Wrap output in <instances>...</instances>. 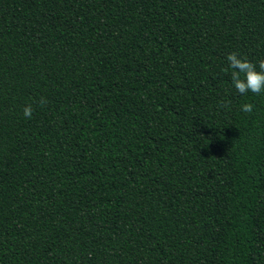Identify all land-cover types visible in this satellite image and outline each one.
Instances as JSON below:
<instances>
[{"label": "trees", "instance_id": "1", "mask_svg": "<svg viewBox=\"0 0 264 264\" xmlns=\"http://www.w3.org/2000/svg\"><path fill=\"white\" fill-rule=\"evenodd\" d=\"M233 52L264 0H0V264H264Z\"/></svg>", "mask_w": 264, "mask_h": 264}, {"label": "clouds", "instance_id": "2", "mask_svg": "<svg viewBox=\"0 0 264 264\" xmlns=\"http://www.w3.org/2000/svg\"><path fill=\"white\" fill-rule=\"evenodd\" d=\"M229 67L233 69L231 72V82L234 88L240 93L245 94L249 91L255 94L264 92V59L259 60L257 65L250 62L247 57L241 56L239 53L233 52L227 55ZM227 71V69H225ZM243 77V78H242ZM41 104L47 103L41 98ZM253 104L247 103L242 106V111L251 113ZM33 108L27 105L23 109V115L31 119Z\"/></svg>", "mask_w": 264, "mask_h": 264}]
</instances>
